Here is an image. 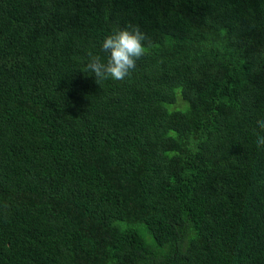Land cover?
<instances>
[{
    "label": "trees",
    "instance_id": "obj_1",
    "mask_svg": "<svg viewBox=\"0 0 264 264\" xmlns=\"http://www.w3.org/2000/svg\"><path fill=\"white\" fill-rule=\"evenodd\" d=\"M260 119L264 0H0V264H264Z\"/></svg>",
    "mask_w": 264,
    "mask_h": 264
},
{
    "label": "clouds",
    "instance_id": "obj_2",
    "mask_svg": "<svg viewBox=\"0 0 264 264\" xmlns=\"http://www.w3.org/2000/svg\"><path fill=\"white\" fill-rule=\"evenodd\" d=\"M145 40V33L137 25L129 24L124 29H116L102 41L101 49L106 59L89 53L85 71L94 75L97 84L104 80L123 81L136 67V61L145 54ZM256 124L264 132V119L257 120ZM256 145L264 149V135L256 134Z\"/></svg>",
    "mask_w": 264,
    "mask_h": 264
}]
</instances>
